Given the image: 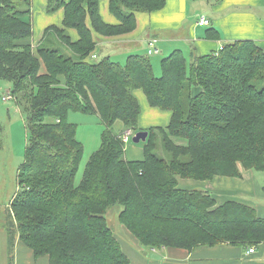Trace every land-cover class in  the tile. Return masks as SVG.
<instances>
[{"label":"trees","instance_id":"trees-1","mask_svg":"<svg viewBox=\"0 0 264 264\" xmlns=\"http://www.w3.org/2000/svg\"><path fill=\"white\" fill-rule=\"evenodd\" d=\"M164 5L165 0H108L117 21L111 25L101 18L99 0H47V11L62 9L63 20L61 28H46L42 42L61 43L66 53L42 42L34 53L33 30L23 19L30 1L0 0V80L11 84L28 133L8 218L34 259L130 264L107 220L116 208L121 226L148 248L191 253L264 243V218L253 209L235 202L216 207L207 192L178 185V178H241L238 165L264 173V51L252 40H237L190 61L177 49L161 60L159 77L148 55L130 54L123 64L108 56L91 61L93 33L128 34L136 13ZM68 30L77 33L76 41ZM213 32L208 29V37ZM137 89L150 107L169 111L171 118L166 129L147 130L143 159L129 161L114 124L140 131ZM70 112L97 115L103 126L99 148L77 183L83 146ZM157 134L168 161L155 153ZM13 234L8 231L9 245Z\"/></svg>","mask_w":264,"mask_h":264},{"label":"crops","instance_id":"crops-1","mask_svg":"<svg viewBox=\"0 0 264 264\" xmlns=\"http://www.w3.org/2000/svg\"><path fill=\"white\" fill-rule=\"evenodd\" d=\"M21 1L12 0L13 3ZM29 1L30 11L23 19L31 24L32 49L35 53L46 28L62 27L63 10L58 9L50 13L47 11V0ZM99 5L102 20L107 24H116V19L109 12L108 0H99ZM135 15L136 27L128 34L102 37L93 33L96 54L102 52V57L108 56L112 59L111 56H114L117 49H124L125 59L130 54H140L141 50L147 55V42L150 39L156 41L157 47L162 44L164 50H167V56L178 49L189 60L195 56L216 53L224 45L237 40H252L264 51V0H220L217 3H207L203 0H165L161 10ZM201 15L209 20L208 26L197 25ZM87 25L90 27L88 21ZM211 28L216 32H213L214 36L210 38L207 31ZM68 33L72 41L77 40L78 36L74 30H68ZM41 72H44L43 66ZM133 96L140 106L138 129H166L171 113L150 107L144 93L139 89L133 91ZM93 116L99 119L97 115ZM114 131L122 135L126 130L122 122L117 121ZM173 141L183 144V141L176 138ZM133 149L130 148V152L124 150L125 159L142 160L143 150L137 152ZM238 169L241 178L216 176L208 181H180L178 178V185L183 189L189 188L187 190L207 192L214 199L216 207L226 202H235L253 209L258 217L264 218V176L245 170L240 165ZM120 233L121 237L118 234L117 239L130 264H264V243L251 247L224 244L211 248L202 247L190 253L183 249L144 247L125 229L120 230ZM5 240L3 237V248ZM12 241V264H48L47 257L34 259L32 252L18 237L12 238ZM9 242L10 238L7 239V245ZM249 248H253L254 252L248 253Z\"/></svg>","mask_w":264,"mask_h":264},{"label":"rangeland","instance_id":"rangeland-1","mask_svg":"<svg viewBox=\"0 0 264 264\" xmlns=\"http://www.w3.org/2000/svg\"><path fill=\"white\" fill-rule=\"evenodd\" d=\"M21 6H23L21 4ZM203 16V15H201ZM53 35L49 36L52 39ZM48 39V40H49ZM42 47H48L60 50L62 53H66L65 48L60 43H54L53 45L43 41ZM51 45V46H50ZM141 46V44H140ZM143 46V44H142ZM161 50H160V48ZM162 44L158 45V54L148 56L152 65L153 73L156 77L161 75L160 62L167 56V50L165 51ZM181 49V48H180ZM102 51V50H101ZM126 50L117 49L115 51L112 60L123 64L125 60ZM96 54V52H95ZM141 55L145 53L141 50ZM102 52L96 54V59L91 61L100 60L102 58ZM11 84L0 80V129H1V147H0V264H12L13 261V242L7 245L8 231L14 233L13 236L16 239L18 237L17 231H14L16 226L13 221L10 225V219L8 214L10 212V202L17 192V175L21 164L24 161L25 150L27 146L28 133L26 130V113L23 109L15 102L14 99L6 102L1 101V97L12 95ZM194 91L193 94H195ZM68 120L76 125V138L81 142L83 146L82 159L76 175V183L80 180L83 168L89 157L94 153L100 145V134L103 130V126L98 123L97 119L93 115H83L78 112H70L68 114ZM160 136L157 134V142L155 153L158 157L165 160H170L171 155L164 150L161 145ZM174 138H172L173 140ZM133 147H135L133 149ZM130 148L137 152L142 149V144H135L132 141L125 144V149L130 152ZM143 150V149H142ZM260 176H264V173H257ZM180 181L186 180L179 178ZM191 189H195L189 186ZM189 189V188H187ZM117 208L115 209V215L107 218L109 226L112 228L116 237L118 234L121 237L120 230H124L117 219ZM8 227V230L6 229ZM11 228L13 230H11ZM3 237L6 239L4 242L5 247L3 248ZM12 237V236H11Z\"/></svg>","mask_w":264,"mask_h":264},{"label":"built area","instance_id":"built-area-1","mask_svg":"<svg viewBox=\"0 0 264 264\" xmlns=\"http://www.w3.org/2000/svg\"><path fill=\"white\" fill-rule=\"evenodd\" d=\"M197 25L199 27H204V26H208L209 25V20L205 17V16H201L197 22ZM159 53V50L157 48V45H156V41L154 39H150L148 42H147V51H146V54L148 56H152V55H155V54H158ZM93 59L96 58L95 55L92 56ZM11 99H14L13 95H7V96H3L1 97V101L3 102H6L8 100H11ZM134 132L130 129H128L127 131H125L121 136H120V139L121 141L124 143V144H127L130 139L134 136ZM254 252V249L253 248H249L248 249V253H253Z\"/></svg>","mask_w":264,"mask_h":264},{"label":"water","instance_id":"water-1","mask_svg":"<svg viewBox=\"0 0 264 264\" xmlns=\"http://www.w3.org/2000/svg\"><path fill=\"white\" fill-rule=\"evenodd\" d=\"M148 137V132L147 131H138L134 134L133 138H132V142L135 144H138L140 142L144 143L146 142Z\"/></svg>","mask_w":264,"mask_h":264},{"label":"bare ground","instance_id":"bare-ground-1","mask_svg":"<svg viewBox=\"0 0 264 264\" xmlns=\"http://www.w3.org/2000/svg\"><path fill=\"white\" fill-rule=\"evenodd\" d=\"M200 17H201V16H200ZM198 20H199V19H198ZM197 22H198V21H197ZM127 130H128V129H127ZM127 130H126V131H127ZM124 132H125V131H124ZM124 132H123V133H124ZM120 136H121V135H120ZM132 138H133V137H132ZM132 138L130 139V141H129V142H131V141H132ZM129 142H128V143H129ZM122 143H123V142H122ZM140 143H142V142H140ZM123 144H124V143H123ZM124 148H125V144H124Z\"/></svg>","mask_w":264,"mask_h":264}]
</instances>
